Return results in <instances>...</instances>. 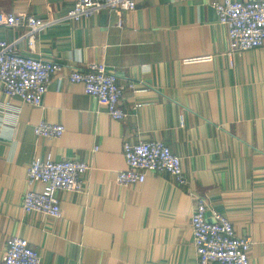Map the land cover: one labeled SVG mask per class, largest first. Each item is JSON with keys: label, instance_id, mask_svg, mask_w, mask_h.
Returning a JSON list of instances; mask_svg holds the SVG:
<instances>
[{"label": "crops", "instance_id": "1", "mask_svg": "<svg viewBox=\"0 0 264 264\" xmlns=\"http://www.w3.org/2000/svg\"><path fill=\"white\" fill-rule=\"evenodd\" d=\"M216 1L136 0L134 11L73 23L62 18L74 0H0L3 13L53 22L32 50L24 28L0 27V40L70 68L107 66L128 109L113 120L67 71L52 79L42 107L0 92V263L20 236L43 264H197L190 223L206 199L252 239L250 264H264V47L230 54ZM140 83L150 91L129 89ZM137 103L145 106L135 110ZM43 121L63 125L64 136L37 137ZM151 141L181 158L188 186L155 174L136 187L116 184L128 169L125 143ZM48 154L91 167L82 193L59 195L60 219L22 209L29 168Z\"/></svg>", "mask_w": 264, "mask_h": 264}, {"label": "built area", "instance_id": "2", "mask_svg": "<svg viewBox=\"0 0 264 264\" xmlns=\"http://www.w3.org/2000/svg\"><path fill=\"white\" fill-rule=\"evenodd\" d=\"M136 7V0H74L73 9L62 20L79 23L102 11L122 13L134 11ZM213 8L219 24L228 30L230 54L264 47V0H220L213 4ZM52 23L27 14L8 15L0 11V27L24 28L26 34L23 38L27 39L31 50L35 48L38 35ZM118 26L122 27L123 22L120 21ZM17 43L0 40V92L9 100L20 98L29 106L42 107L52 79L67 71L69 82L82 85L86 95L106 106L113 120L127 118L128 109L123 104L124 88L119 84L117 74L109 71L107 66L94 63L84 68H70L24 56L19 52ZM129 89L135 94L150 91L144 83L130 84ZM143 106L145 104L137 103L133 108L137 110ZM65 131L63 125L46 121L34 129L37 137L50 140L61 139ZM124 157L128 169L118 172L115 179L122 188L142 185L150 174L169 176L180 188L188 186L181 158L163 142H126ZM90 170L85 162L57 161L51 154L36 158L27 175L23 211L60 219L62 208L59 195L62 192L82 193L84 178ZM36 184L43 185L42 192L35 191ZM190 224L197 264H250L252 239L238 236L231 220L213 209L208 200H198ZM0 264H43V259L23 238L13 236Z\"/></svg>", "mask_w": 264, "mask_h": 264}]
</instances>
